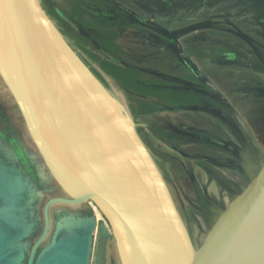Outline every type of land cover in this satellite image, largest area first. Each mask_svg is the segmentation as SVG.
<instances>
[{"label": "water", "instance_id": "1", "mask_svg": "<svg viewBox=\"0 0 264 264\" xmlns=\"http://www.w3.org/2000/svg\"><path fill=\"white\" fill-rule=\"evenodd\" d=\"M207 27L159 31L263 156L249 124L183 50L180 37ZM0 76L63 195L45 204V228L26 264H91L98 229L91 210L59 217L37 255L52 226L51 207L88 202L108 223L120 264H264V158L197 245L131 114L52 21L46 0H0ZM33 185L0 148V264H24L32 204L42 196Z\"/></svg>", "mask_w": 264, "mask_h": 264}, {"label": "flooded vegetation", "instance_id": "2", "mask_svg": "<svg viewBox=\"0 0 264 264\" xmlns=\"http://www.w3.org/2000/svg\"><path fill=\"white\" fill-rule=\"evenodd\" d=\"M46 3L52 21L59 30V26L64 28L66 32L60 31L81 58L90 66L89 56L123 90L138 133L149 150L139 126L150 129L149 134L181 159L196 163L197 170L203 173L211 172L209 168L220 170L223 166L214 162L220 160L240 163L245 159L251 166L249 170H254L256 160L264 158V153L260 155L247 144L229 111L208 94L209 88L168 49L167 43L173 42L159 31L165 29L170 33L195 23L208 25L180 37L183 50L249 124L264 152V0ZM90 68L103 80L99 69L93 65ZM153 157L161 172L165 162L174 161L168 158L160 163ZM228 161L226 167H230ZM27 171L33 189L42 196L36 195L38 209L32 215L33 232L25 239L29 245L24 264L44 231L45 204L53 197L63 196L57 186L52 188L56 193L51 195L45 185L39 184V172ZM237 176L241 179V174ZM207 200L211 203L210 198ZM89 210L53 205L52 226L37 255L47 245L59 217ZM203 214L208 216L204 211Z\"/></svg>", "mask_w": 264, "mask_h": 264}, {"label": "rangeland", "instance_id": "3", "mask_svg": "<svg viewBox=\"0 0 264 264\" xmlns=\"http://www.w3.org/2000/svg\"><path fill=\"white\" fill-rule=\"evenodd\" d=\"M59 28L66 32L63 27L59 26ZM87 46L92 48L91 45ZM87 59L90 66L93 65L102 72L106 86H108L114 96H116L129 111L127 106L128 99L123 93V90L99 68L98 64L91 61L89 56H87ZM138 129L147 140L152 155L156 156L160 163L165 162L168 158L169 161L170 159L174 160L173 162L167 161L169 162L167 164L165 162L162 173L196 244L200 245L210 229L213 220L217 218L219 213L227 207L229 202L242 191L251 178L258 172L262 159L256 160V168L254 170H249L251 166H249V161L245 159L240 163L226 160L230 163V167L225 166L228 165L225 160L214 161L218 166L223 167H219L220 170L209 168L211 172L203 173L201 170H197L196 163L181 159L176 153L169 150L164 142H161L152 134H149L148 131H150V129L144 130L143 126H139ZM0 148L1 155L10 158L13 162L18 161L26 171L36 170L39 172V176L41 177L39 184L45 185V189H48L51 195L56 193L52 190L56 185L45 169L42 160L38 154H36L23 118L19 114L18 108L1 78ZM255 164H253L252 167ZM185 167L193 170H183ZM232 167H235L237 170H231L230 168ZM237 174H241V179L238 178ZM206 196L211 199V203L208 202ZM34 200H36V202L34 201L32 204L33 215L36 209H38L37 197ZM73 207L81 209L89 207L92 214L96 216L98 222V229L94 235L91 264H120L115 242L110 233V227L102 214L98 212V210H93L89 202L84 205ZM203 211L206 212L208 216H205ZM103 228H107L109 233L105 234Z\"/></svg>", "mask_w": 264, "mask_h": 264}, {"label": "built area", "instance_id": "4", "mask_svg": "<svg viewBox=\"0 0 264 264\" xmlns=\"http://www.w3.org/2000/svg\"><path fill=\"white\" fill-rule=\"evenodd\" d=\"M90 204H91V206L93 207V210H95V209H97V207L92 203V202H90ZM98 210V209H97ZM96 211V210H95ZM98 212H99V210H98Z\"/></svg>", "mask_w": 264, "mask_h": 264}, {"label": "bare ground", "instance_id": "5", "mask_svg": "<svg viewBox=\"0 0 264 264\" xmlns=\"http://www.w3.org/2000/svg\"><path fill=\"white\" fill-rule=\"evenodd\" d=\"M0 78H1V76H0ZM2 79V78H1ZM3 81V80H2ZM95 210H97V209H95Z\"/></svg>", "mask_w": 264, "mask_h": 264}, {"label": "trees", "instance_id": "6", "mask_svg": "<svg viewBox=\"0 0 264 264\" xmlns=\"http://www.w3.org/2000/svg\"><path fill=\"white\" fill-rule=\"evenodd\" d=\"M103 67H104V65H103ZM105 68V67H104Z\"/></svg>", "mask_w": 264, "mask_h": 264}, {"label": "crops", "instance_id": "7", "mask_svg": "<svg viewBox=\"0 0 264 264\" xmlns=\"http://www.w3.org/2000/svg\"><path fill=\"white\" fill-rule=\"evenodd\" d=\"M118 85V84H117ZM119 87V86H118Z\"/></svg>", "mask_w": 264, "mask_h": 264}]
</instances>
